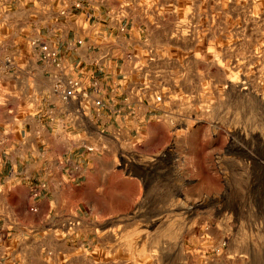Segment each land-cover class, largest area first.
<instances>
[{
	"label": "rangeland",
	"instance_id": "374dc122",
	"mask_svg": "<svg viewBox=\"0 0 264 264\" xmlns=\"http://www.w3.org/2000/svg\"><path fill=\"white\" fill-rule=\"evenodd\" d=\"M145 2L161 6L150 36L176 52L155 80L162 120L143 142L112 148L142 181L108 197L69 192L63 212L95 221L72 242L58 240L62 224L44 218L46 207L32 216L15 192L0 197L10 215L0 222L54 249L38 264H264V0ZM10 109L0 104V116ZM27 252L24 262L37 264Z\"/></svg>",
	"mask_w": 264,
	"mask_h": 264
},
{
	"label": "crops",
	"instance_id": "0c3cea01",
	"mask_svg": "<svg viewBox=\"0 0 264 264\" xmlns=\"http://www.w3.org/2000/svg\"><path fill=\"white\" fill-rule=\"evenodd\" d=\"M160 10L158 3L142 0H9L0 8V63L6 59L11 63L0 77V104L12 105L14 115L0 116V197L15 192L25 199L32 216L46 207L44 218L62 224L59 231L76 217L73 232L58 239L63 244L95 222L85 212L75 217L63 212L69 192L108 197L117 184L137 186L136 179L115 169L111 155L122 150L112 149L118 144L143 142L148 124L155 117L156 122L162 120L159 103L153 98L154 91L164 87L155 80L176 49L150 36L161 27ZM35 40L54 51L61 71L38 61ZM127 53L132 57L129 61ZM65 78L77 80L89 93L84 108L74 101L64 105L53 93L54 82ZM93 99H99L101 107L92 109ZM77 140L105 147L106 152L92 155L74 150L72 144ZM49 155L79 162L85 179L80 185L65 183L47 197L32 201L25 183ZM98 186L103 191H97ZM4 217L10 218L9 213H0V220ZM7 246L1 264H26L30 250L38 264L43 249H51L42 244L36 231L20 239L14 233ZM70 248L74 249L71 243ZM12 253L17 257L13 259Z\"/></svg>",
	"mask_w": 264,
	"mask_h": 264
},
{
	"label": "built area",
	"instance_id": "2783aa9c",
	"mask_svg": "<svg viewBox=\"0 0 264 264\" xmlns=\"http://www.w3.org/2000/svg\"><path fill=\"white\" fill-rule=\"evenodd\" d=\"M8 1L9 0H0V8L5 6ZM32 44L36 47L37 59L39 62L50 64L57 71L63 69L54 51L37 40L33 41ZM131 58V54L127 53L125 55L127 61L131 60ZM10 64L9 59L0 63V77L8 72ZM52 91L64 105H67L70 101H74L78 107L84 108L85 103L89 100V93L81 87L77 80L71 78H65L62 80L57 79L52 86ZM153 100L155 103H159L160 97H154ZM7 103L8 102H5V104ZM90 106L92 109H98L101 107V102L99 99H93L90 102ZM155 120H157L156 117L154 118V121ZM72 149H82L85 153L92 155H102L106 152L105 147L95 145L87 146L82 140L74 142V144H72ZM118 153L126 156L124 151L120 150ZM118 153L115 155V160L118 159V164L114 160V166L116 170L117 168H121V170L118 171L123 173L128 171V167L122 164V161L118 158ZM44 162L45 163L40 171L30 179V182L25 183L28 195L32 201H39L47 197L51 191L60 189L65 183L80 185L85 179L84 170L81 164L77 161L68 158L63 159L62 157L56 158L49 155L48 160H45ZM76 225V221L69 220L63 224V228L60 231L64 235H70ZM15 229H17V224L14 223L13 220L8 222L6 226H3L2 223H0V262L6 256V245L8 240L12 238ZM20 230L26 231L24 228H20ZM27 231L32 232L35 230L29 229Z\"/></svg>",
	"mask_w": 264,
	"mask_h": 264
},
{
	"label": "water",
	"instance_id": "95a60500",
	"mask_svg": "<svg viewBox=\"0 0 264 264\" xmlns=\"http://www.w3.org/2000/svg\"><path fill=\"white\" fill-rule=\"evenodd\" d=\"M117 170H121V168H117ZM123 175L126 177L137 179L139 182L142 181L138 175H136L135 173H133L131 171L123 172Z\"/></svg>",
	"mask_w": 264,
	"mask_h": 264
},
{
	"label": "bare ground",
	"instance_id": "6f19581e",
	"mask_svg": "<svg viewBox=\"0 0 264 264\" xmlns=\"http://www.w3.org/2000/svg\"><path fill=\"white\" fill-rule=\"evenodd\" d=\"M259 140L264 141V139H259ZM154 168H156V167H155V166H149V167H148V170L151 171V170H153Z\"/></svg>",
	"mask_w": 264,
	"mask_h": 264
}]
</instances>
